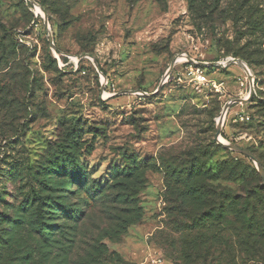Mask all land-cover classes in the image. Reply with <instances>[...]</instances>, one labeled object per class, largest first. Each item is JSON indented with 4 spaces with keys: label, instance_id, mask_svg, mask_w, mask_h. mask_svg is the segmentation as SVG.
Here are the masks:
<instances>
[{
    "label": "rangeland",
    "instance_id": "374dc122",
    "mask_svg": "<svg viewBox=\"0 0 264 264\" xmlns=\"http://www.w3.org/2000/svg\"><path fill=\"white\" fill-rule=\"evenodd\" d=\"M219 117L223 141L256 161L216 141ZM69 158L102 188L140 164L123 197L141 217L119 238L102 236L109 209L48 168ZM258 165L264 0H0V264H90L98 235L91 264H264V235L252 246L244 224L255 205L264 225ZM31 188L88 209L65 262L29 236Z\"/></svg>",
    "mask_w": 264,
    "mask_h": 264
},
{
    "label": "trees",
    "instance_id": "16d2710c",
    "mask_svg": "<svg viewBox=\"0 0 264 264\" xmlns=\"http://www.w3.org/2000/svg\"><path fill=\"white\" fill-rule=\"evenodd\" d=\"M135 1V0H129ZM43 6V1L41 2ZM48 10V8H46ZM49 11V10H48ZM53 166L48 167L54 174L58 175H69L71 178V182L73 179V184H78L80 188H85L90 194L92 198V202L95 205H101L104 209H109V213L112 214L109 216L110 221L106 227L102 228V236H108L112 239L119 238L123 233L126 232L127 227L140 219V206L135 201L134 198H130L126 200L123 195L131 194V190H139L138 189V180L143 179L144 172H142L140 168V164L135 162L131 168L126 169H115V177L111 184L102 188L100 187L94 180L88 183L86 182V176L84 173V168L81 167L73 158H69L68 164L58 162L53 160ZM65 161V160H63ZM46 168V167H45ZM61 172H65L62 174ZM65 178V177H64ZM26 198L24 202H22V208L24 210H30L31 219L29 220L30 228L29 236L37 235L40 236L49 246L50 254L57 253L55 257L62 256V262L67 261L70 255L76 250L79 251V247H82L81 242L79 241L84 237L83 231L81 229L80 222L84 221L88 214V209H82L78 211L77 215L72 216L69 205L63 206L57 204L56 199L48 198L47 196H43L38 189L31 188L29 192H27ZM264 193V183H261V186L257 188L256 196L259 197V194L262 195ZM203 196H198L197 198H202ZM29 199V203L28 200ZM27 201V202H26ZM125 201H129L130 205L125 206ZM205 201V198H203ZM83 202H87L86 198H84ZM61 203V202H60ZM115 203V204H113ZM252 203V202H251ZM27 204V206L24 205ZM62 204V203H61ZM124 205V206H123ZM47 206V208H46ZM124 207V208H122ZM250 207V202L247 203V210ZM90 209L92 206L89 207ZM123 211H120L119 209ZM255 205L251 207L250 215L245 217L246 228L249 231L250 243L252 246L255 244V241L260 240V238L264 235V225H257L258 221L255 220L254 215ZM242 213H246V211H242ZM57 216L58 219L63 220L64 217H73L71 220L65 218L60 226H52L51 223L47 222L48 219L54 218ZM255 220V221H254ZM255 222V225L254 223ZM102 236L99 235L95 238L94 243L91 244V249L85 250L84 255H82V260L84 263H93L101 256L98 257L99 253H102L106 247L101 243ZM39 240H36L35 248L38 249ZM90 244V243H89ZM60 246V247H58ZM59 248L61 253L55 252L54 248Z\"/></svg>",
    "mask_w": 264,
    "mask_h": 264
},
{
    "label": "water",
    "instance_id": "95a60500",
    "mask_svg": "<svg viewBox=\"0 0 264 264\" xmlns=\"http://www.w3.org/2000/svg\"><path fill=\"white\" fill-rule=\"evenodd\" d=\"M37 15V13H36ZM44 18H45V23L48 24V20H47V16L45 15L44 13ZM49 42L50 44L52 45L53 44V39L52 37H49ZM232 60H236V59H230L229 61H232ZM173 65V64H172ZM247 98H243V99H239V101H245ZM219 123L220 126H217V130H216V133H215V139L216 141H219L221 143H224L222 142L220 139H219V135H220V132H221V127H222V120L218 119L217 121ZM225 144H228V143H225ZM232 149H236V150H239L241 152H243L244 154H246L249 158H251L252 160L256 161V159L254 158V156L250 153H248L244 148L240 147V146H236V145H230L228 144ZM258 170H259V173H260V176L264 182V168L260 165H258Z\"/></svg>",
    "mask_w": 264,
    "mask_h": 264
},
{
    "label": "bare ground",
    "instance_id": "6f19581e",
    "mask_svg": "<svg viewBox=\"0 0 264 264\" xmlns=\"http://www.w3.org/2000/svg\"><path fill=\"white\" fill-rule=\"evenodd\" d=\"M177 60V59H176ZM243 67L245 68V70L247 71V72H250V70L248 69V67H246V65L243 63ZM249 76H250V74H249ZM224 116H225V112H224ZM222 117V116H221ZM220 118V117H219ZM224 119V118H223ZM222 118H220V120H223ZM219 139L222 141V142H224L223 141V138L222 137H220L219 136ZM224 143H227V142H224Z\"/></svg>",
    "mask_w": 264,
    "mask_h": 264
},
{
    "label": "built area",
    "instance_id": "2783aa9c",
    "mask_svg": "<svg viewBox=\"0 0 264 264\" xmlns=\"http://www.w3.org/2000/svg\"><path fill=\"white\" fill-rule=\"evenodd\" d=\"M239 118L241 120H244V119L248 120L249 119V117L247 115H240Z\"/></svg>",
    "mask_w": 264,
    "mask_h": 264
}]
</instances>
